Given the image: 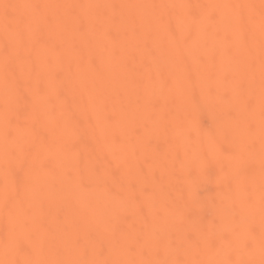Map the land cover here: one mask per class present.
I'll list each match as a JSON object with an SVG mask.
<instances>
[{
	"label": "bare ground",
	"instance_id": "1",
	"mask_svg": "<svg viewBox=\"0 0 264 264\" xmlns=\"http://www.w3.org/2000/svg\"><path fill=\"white\" fill-rule=\"evenodd\" d=\"M0 264H264V0H0Z\"/></svg>",
	"mask_w": 264,
	"mask_h": 264
}]
</instances>
